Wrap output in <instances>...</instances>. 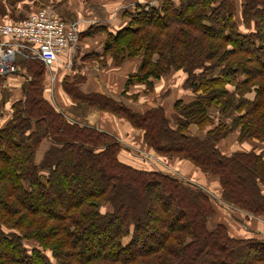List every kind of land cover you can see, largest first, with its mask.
<instances>
[{
    "label": "trees",
    "instance_id": "obj_1",
    "mask_svg": "<svg viewBox=\"0 0 264 264\" xmlns=\"http://www.w3.org/2000/svg\"><path fill=\"white\" fill-rule=\"evenodd\" d=\"M238 1L145 2L108 33L104 51L117 65L141 59L128 85L186 72L193 96L171 112L83 93L79 80L64 87L76 103L142 130L157 154L217 179L227 203L264 218V151L226 154L220 146L236 130L241 142L264 144V0L240 1L246 31L236 20ZM17 2L0 0V19ZM21 64L23 96L0 126V264H264V238L233 236L202 189L122 162L116 136L54 108L41 62ZM3 80L0 116L9 101ZM192 124L200 133L189 131Z\"/></svg>",
    "mask_w": 264,
    "mask_h": 264
},
{
    "label": "crops",
    "instance_id": "obj_2",
    "mask_svg": "<svg viewBox=\"0 0 264 264\" xmlns=\"http://www.w3.org/2000/svg\"><path fill=\"white\" fill-rule=\"evenodd\" d=\"M32 3L36 9L41 6H50L66 20H79L84 33L71 69L63 68L59 71L53 90L48 85L46 86V96L51 104L69 118L80 124L86 122L98 126L103 131L116 136L119 140L134 137L135 141L130 145H142L143 131L134 130L130 123L122 118L76 103L65 90L64 83L72 84L79 80L81 92L105 93L116 100H122L134 109L162 105L171 112L176 100L181 98L190 99L193 96L192 92L184 87L186 75L180 71L168 77L154 80L151 86L141 82L128 85V79L131 74L138 71L141 59H126L123 63L117 65L106 56L104 49L108 33H115L125 27L130 21L125 13L135 10L138 5H144V0H33ZM89 30H94V32L88 34ZM23 76H10L3 80V84L4 81H7L6 89L9 86V90L6 92L9 101L4 108V114L0 116V126H3L10 118L13 101L23 96V84L26 81ZM51 91L54 100L50 97ZM13 94L16 98L13 97ZM121 95H124V97ZM213 116L215 117V115ZM189 131L192 134L198 133L196 127H190ZM226 142L227 148L220 145L223 153L226 154L240 150L249 151L251 146L244 143L241 147H236L235 142H228L227 140ZM119 158L122 162L135 168L149 171L158 169L149 157L138 154L131 147H127L126 144H122ZM189 176L200 182L205 180L204 176L196 170ZM215 220L226 223L233 236L264 238V218H247L237 214L233 209L228 208V212L223 211L217 205Z\"/></svg>",
    "mask_w": 264,
    "mask_h": 264
},
{
    "label": "built area",
    "instance_id": "obj_3",
    "mask_svg": "<svg viewBox=\"0 0 264 264\" xmlns=\"http://www.w3.org/2000/svg\"><path fill=\"white\" fill-rule=\"evenodd\" d=\"M81 36L79 20H66L50 6L33 10L19 21L0 20V77L24 75L27 80L21 63L39 61L45 67L47 85L52 86L60 70L73 66Z\"/></svg>",
    "mask_w": 264,
    "mask_h": 264
},
{
    "label": "rangeland",
    "instance_id": "obj_4",
    "mask_svg": "<svg viewBox=\"0 0 264 264\" xmlns=\"http://www.w3.org/2000/svg\"><path fill=\"white\" fill-rule=\"evenodd\" d=\"M144 1L146 3L154 2L152 5H158V6L161 3L164 2V0H144ZM240 1L241 0H239L237 2L238 10H237V13H236L235 16H236V20H237V23L239 25V28L242 31H246V28L244 27V24L242 23L243 20H242V17H241V8H240L241 4H240ZM32 2H33V0H18V2L15 4V6H12V7L9 6L7 8V10H8L7 15L4 16L3 18H1L0 20L7 19V20H11V21H19V20L24 19L31 11L36 10V8H34V4ZM35 3H36V1H35ZM18 5H19V7H18ZM106 56H108L109 59L113 60V62L116 64L114 58L111 55L107 54ZM99 63H101V62H99ZM178 71H180L181 73H184L187 76L185 71H183V70H178ZM178 71H172L171 73L161 77V79L164 78V77H168L169 75H171V74H173L175 72H178ZM5 84H7V81L6 82L4 81V84L1 85V88L3 90H5V92H7L9 90L8 89L9 86H7V89H6V86L5 87L3 86ZM54 86H55V82L52 83V86H51V83L49 84V87L51 88V90H53ZM186 90L191 91L190 89H187V88H186ZM13 97L16 98V96L14 94H13ZM50 97L52 98V100H54L52 91L50 92ZM80 105L84 106L83 104H80ZM84 107L94 108V107H91V106L90 107L89 106H84ZM54 108L57 109V107H55V106H54ZM95 109H97V108H95ZM103 112H105V111H103ZM106 112L111 114V115L116 116L115 114H113L111 112H108V111H106ZM213 113H214L213 115H215V117L219 118V113L217 111H215ZM64 116L71 123L72 122L73 123H79V122H76L75 120L69 118L67 115H64ZM116 117H118V116H116ZM233 117H234V115H232L230 117H226L225 120L228 123H232ZM118 118H120V117H118ZM7 121H8V119H7ZM125 121H127V120H125ZM82 125L89 126V127H92V128L99 129V130L103 131L100 127L95 126V125L87 124L86 122H84ZM131 127L133 128L132 125H131ZM190 127H193V128L196 127L198 129V133H200V131H201L198 128V126H196L195 124H192ZM133 129L134 130H139V129H136V128H133ZM140 131H142V130H140ZM116 139H118V138L116 137ZM226 140L228 142H235L234 144L236 145V147H241L242 144L247 143V144L251 145L250 146V150L255 149L256 151H259V152L264 151V144H262V143H260L258 141L246 140V141L241 142L239 140V132L237 130L236 131H231L227 135V137L224 138L221 141V145L224 146L225 148H227ZM118 141H119V143L121 145L122 144H126L127 147H131V149L134 150L135 152H137L138 154L144 155L146 157H149V159H151V161H153L154 166L158 167V169H155L154 167H153V169L165 172L167 174H173V175H175V177L182 178L180 180H183L184 182H186V183H188V184H190L192 186H195V187H198V188L202 189L203 191L208 193V195L211 198H213V199H215L217 201V203H218L217 205L223 211H227L228 212V208H229V209H233L237 214H240V215L245 216L247 218L255 217V216H252V215L247 214L246 212L240 210L237 206H233V205L227 203L226 201H224L221 198V186H220L218 180L215 179V178H212L209 174H205V173L199 171L191 163H189L187 161H184V160H181V159H178V158H171V157H169L167 155L166 156H161V155L157 154L154 151V149H152L151 147H149L145 143L144 137H143V144L142 145L141 144H136L134 146L130 145V143L133 144V142L135 141L134 137H130V138H126V139L123 138V140H119L118 139ZM245 151H248V150H245ZM195 170L199 171L202 174V176H204L205 180L203 182H200L196 178H193V177L189 176ZM176 175H178V176H176ZM184 178L188 179L189 181L184 180Z\"/></svg>",
    "mask_w": 264,
    "mask_h": 264
}]
</instances>
